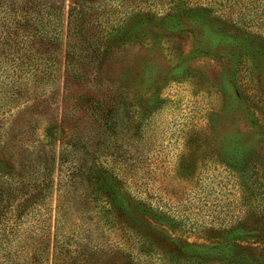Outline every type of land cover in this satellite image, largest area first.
I'll return each instance as SVG.
<instances>
[{"label":"rangeland","instance_id":"obj_1","mask_svg":"<svg viewBox=\"0 0 264 264\" xmlns=\"http://www.w3.org/2000/svg\"><path fill=\"white\" fill-rule=\"evenodd\" d=\"M3 1L5 57L32 44L49 67L17 105L33 81L2 63L0 162L43 173L34 153L46 154L52 170L1 183L18 189L0 195V264H258L168 242L210 245L239 228L237 244L264 258V0L215 15L205 0H83L95 8L69 36L72 0ZM32 9L44 24L23 44ZM212 32L228 43L208 45ZM86 94L113 108L91 110Z\"/></svg>","mask_w":264,"mask_h":264},{"label":"trees","instance_id":"obj_2","mask_svg":"<svg viewBox=\"0 0 264 264\" xmlns=\"http://www.w3.org/2000/svg\"><path fill=\"white\" fill-rule=\"evenodd\" d=\"M19 0H12L11 3L9 4H15L16 2H18ZM73 1V5L69 6V9L67 11V35L69 36L70 32H72V29L75 30H80L81 26H82V21H81V17L82 13L81 11L83 10V12L87 11L88 9H94L95 8V4L93 2H85L83 0H72ZM206 1L209 0H205L204 3L199 4V8L202 7L200 10L206 14L209 15H215V13H220V9H222V7L229 5H235V3L230 2L229 0H221V1H215V0H211L213 2V4H209L206 3ZM234 1V0H232ZM3 0H0V68L4 67L2 66V63H7V65L9 67H17V68H21L23 69V77L26 76L27 78L31 79L33 81V84L31 86V88L29 87H18L17 86V92H15V97L16 100L18 102L17 105H22L25 103V101L29 100L27 99V96L29 93L32 92V90L36 89V85H35V79H40L42 78L43 72L45 71V69L47 70V68L49 67V65L47 64V60H45L46 58V49H42L39 50V52H37L38 49H35V51H33V45L30 44L28 48H24L22 50H17V49H13L12 53L10 54V58L7 56L5 57V55L3 54V43L5 42V34L7 32V41L10 38V34L12 33V27H8L7 31L5 30V26L7 25L5 21H3L4 15L2 16V4H3ZM87 3L88 5H84L85 3ZM34 3V2H33ZM37 3V2H36ZM90 3V4H89ZM253 11H257V9L254 6H251ZM91 9V10H92ZM30 8L27 7L26 11H29ZM36 13H41L40 9H32L30 11L29 15V21H30V26L34 27L32 29H28V28H22L20 27L18 30L20 31V37L19 39H17V41H20V43H31L30 41H32V38L34 37V35L32 34L33 32H35L37 29V26L42 27L44 22L40 20V16H36ZM35 15V16H34ZM73 18V20H72ZM240 20L243 21L242 17H239ZM24 22H27V18L25 17ZM79 22V23H78ZM39 25H38V24ZM21 26V24H20ZM73 27V28H72ZM71 28V29H70ZM28 29V30H25ZM15 29H13V33H15ZM204 31L206 33V28L204 27ZM213 33V32H212ZM214 36L210 39V41L207 39V41L209 42L208 45H212V43L215 42H219V43H228V41L226 40L225 37H222L220 34L218 33H213ZM18 35V34H17ZM72 35H76L72 32ZM200 35L201 32H200ZM216 39V40H215ZM97 50H100L99 48ZM8 55V53H7ZM96 69V68H94ZM65 73L67 74L68 72L71 74V77H82L84 74L87 76L89 73L91 74L92 72H94V70L92 68L89 69H83L82 71L80 70H76V69H72L70 67H65L64 69ZM6 73L3 72L0 69V81L2 77H6L5 76ZM1 84L2 82H0V90H1ZM92 94H94V92H92ZM88 95V96H87ZM0 96H1V92H0ZM78 98L80 99V102H86L88 103V106L91 107V110H98L99 108L101 110L104 111L108 114L111 109L113 108L112 103H110V101L105 105V108H101L100 105L98 106L96 103L98 102V98H95L93 96H91V94H86V95H79ZM1 99V98H0ZM112 102V101H111ZM4 105L3 101H0V107ZM104 112V113H105ZM105 113V115H106ZM22 152L25 154V156L31 157V153H34L32 151V149L30 148H22ZM35 157H39L41 159L38 160H42L41 164L43 165V167L45 166V171L43 172L41 171V173H35V168L33 166V161L29 162L26 164H22L20 167L16 166L13 164V162L11 160H6L3 163L0 162V195H3V192L5 190V193H12V191L17 190L18 188L15 187H3L1 186V183L4 181V179L7 178H11L13 179V181H15L16 177H20L22 178V175L24 173L28 174V173H35V174H39V175H43L41 176L44 179H48L50 178V173H48L47 171H49L50 169L52 170V166L51 165H47V155L46 154H42L40 156H37V154H35ZM22 166H24V168H22ZM79 171V170H77ZM76 174H80V171L77 172ZM108 181L111 183V180L108 179ZM24 185L21 188L24 191H30L32 188L27 189V185L23 183ZM113 184V183H112ZM119 192V191H118ZM118 195V193H116ZM121 201H123V197H120ZM119 207H124L122 206V204H119ZM125 208V207H124ZM123 209V208H121ZM246 230H241L239 228H232L228 231L227 236L229 237V239H225L221 242H216L214 244H210V245H206V244H198V243H191V242H186V241H179V240H174V239H169V244L176 248L179 251L191 254V255H199L202 254L206 251H214L217 253H234V254H239V255H246V256H252L251 259L254 261H258V264H264V258H261V255L259 253V251H255L253 249H251L250 247H241L239 246L237 243L239 241H242L245 239L246 237Z\"/></svg>","mask_w":264,"mask_h":264}]
</instances>
